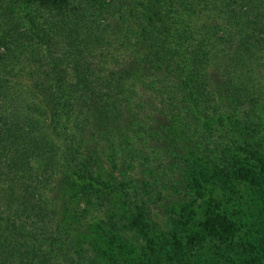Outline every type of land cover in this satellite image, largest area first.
Here are the masks:
<instances>
[{
    "label": "trees",
    "instance_id": "trees-1",
    "mask_svg": "<svg viewBox=\"0 0 264 264\" xmlns=\"http://www.w3.org/2000/svg\"><path fill=\"white\" fill-rule=\"evenodd\" d=\"M116 33L125 45L123 54L110 48L111 42L116 44L112 39ZM110 53L120 57L111 60L113 67L104 68L101 63L112 59ZM22 60L28 61L35 84L19 80ZM214 64L217 67L211 69ZM262 67L264 0H0V203L10 209L9 199H16L21 219L36 216L40 227L48 232L53 210L48 204L56 208L57 199H63L62 183L83 197L111 200L115 195L116 210L125 213L130 209L133 201L126 184L106 183L88 173L96 152L91 145L85 146V153L71 155L74 168H67L69 172L61 165L54 199L48 202L43 194L48 188L45 173L56 164L46 165L53 158L47 146L49 140L35 132L43 128L36 116L40 111L50 123L57 122L62 128L68 127L69 117L74 118L72 123L82 137L75 147L85 145L87 131L92 130L94 139L97 131L107 133L116 128L146 135L158 148L165 146L163 153L172 156L176 163L173 173L178 179L169 184L172 177L165 180L149 172L152 181L143 180V184L148 188L156 182L173 188L182 208L179 218L168 214L164 225L170 227L165 230L161 222L153 220L152 216L159 212L151 202L144 204L143 213L131 218L147 227V232L163 228L159 243L165 258L158 256V264H183L180 220L184 218L182 224L188 230L206 195V202L211 201L212 206L199 224L201 240L234 241L239 231L237 223L248 224L251 220L255 221L253 228L263 229L264 219L246 212L238 200L250 203L242 198L247 193L264 211V152L254 148L252 141L245 147L229 144L220 154L201 153V148L196 147L200 141L193 139L210 133L215 121L223 127H227L226 121L231 127L245 122V118L238 121L233 114L218 111V105L239 114L242 110L257 114L259 104L253 103L257 96L264 95V89L254 87L251 78L256 68L264 78ZM15 68L18 69L12 73ZM26 95L35 98L41 107L29 113L32 103ZM258 112L261 120L246 118L250 124L264 122V103ZM187 132L191 134L185 136ZM34 158L46 160L44 170L32 171ZM179 160L182 163L177 166ZM222 178L241 194L237 200L231 197L237 202L225 201L234 194L231 187L224 188L227 191L222 194L211 192L210 188L218 186ZM239 186L245 191H240ZM6 190L11 192L9 199H4ZM3 211L0 207V230H6L7 242H0V253L6 254L10 243L21 247L27 234L25 229L17 233L7 230L11 214ZM117 214L107 212L101 222L79 228L77 236L92 245L88 264H113L98 240L104 232L109 235L110 227L117 231L108 237L121 238ZM237 214L240 216L234 218ZM97 235L95 242L92 238ZM31 251L32 264L37 260L48 264V256L42 259L40 252ZM135 251L132 244L121 247L123 255L130 256ZM67 264H73L72 260Z\"/></svg>",
    "mask_w": 264,
    "mask_h": 264
},
{
    "label": "rangeland",
    "instance_id": "rangeland-1",
    "mask_svg": "<svg viewBox=\"0 0 264 264\" xmlns=\"http://www.w3.org/2000/svg\"><path fill=\"white\" fill-rule=\"evenodd\" d=\"M121 35H123L122 31ZM118 36L119 34L114 35L112 39L116 44L111 42L112 45L110 48L116 53L120 52L123 54V46L125 45L122 43L121 36ZM99 53L100 50L95 52L97 56ZM116 56L118 55L110 53L109 57L112 59H110V61L106 60L107 63L105 62L101 64H103L104 68L110 69L115 65L111 60H115ZM119 57L120 56L117 58ZM216 64L219 65L220 63L216 62ZM216 64L212 65L210 68L213 69ZM20 65L21 67L18 68L23 72L22 78L19 79L20 77L18 78L17 76L16 79L35 84V79L32 77L31 71L28 69V61L22 60ZM18 68L12 69V73H15ZM260 70V72H264V67ZM183 74H186V69L183 70ZM251 79V83L253 82L255 84L254 87L257 86L259 89H264V78L259 74V68H256L253 71ZM26 97L29 99V102L32 103L29 113L37 107L38 109L41 107H39L40 103L35 101V98H29V95H26ZM256 98L259 100L257 101ZM256 98L253 104H259V107L260 104L264 103V95L257 96ZM23 100L25 101V99ZM258 107L255 108L257 114L253 116L254 112H242V110L239 114L236 111L233 112L230 109H226L222 104L221 106L218 105V111L231 113L238 119V121L241 120V118H245L242 120L245 122L240 123L239 126L231 127L225 120L227 127H223L222 125H219V121H215L210 133L206 132L202 135L198 134L193 138L200 141L196 144V147L201 148V153L203 151L207 153L217 151V154H220L219 151H222V148H225L229 144L233 146L242 145L245 147L248 143L253 141L254 148L258 149L260 152H264V122L262 121L263 123L258 125L255 123L250 124L248 121L250 117H253L254 121L261 120ZM38 114L39 116L36 115L39 120L38 125L43 126V128L39 130L36 129L35 132H37V134H43L49 140L47 146H50L51 152H49V154L53 155V158L47 162V164L44 158H34L31 166L33 167L32 171H36L38 169L42 170V168L44 170L45 164L47 166L54 163L56 164L53 169L49 168V171L45 173V180H47L46 184L48 188L45 187L43 194L45 193L48 202L51 203L50 200L54 199V187L58 181V176L61 173L59 170H62L61 165L64 166L66 172H69L67 171V168L68 170L73 169V159L71 158V155L85 153L86 145H91L96 148V152L94 153L95 157L90 161L88 173L106 183L117 181V183L122 182L123 184H126V188L130 192V197L133 202L130 205L129 211L124 213L120 209L116 210L117 205L115 204V195L111 200H109V197L104 198V200L96 196L83 197L80 192L71 188L69 189L68 186H64L61 182L62 184L59 185L63 186L65 191L63 199H57L56 208H53L48 204V207L53 209L52 212H50V218H48L51 219V223L47 224V228L50 230L48 232L46 229H43L45 227H40L39 223L36 221V216L21 219L22 214H20L21 209L19 208V202L16 201V199H9L8 197H10L11 192L10 190H6L7 195L4 199L7 198L12 201V208L5 209L2 203H0V207L4 210L3 212L7 210L10 211L11 214L10 220H8L7 230L17 233L25 229V234H27V236L24 240H21V247L16 243L11 244L9 242V246H11L9 251L6 254L0 253V264H32V262L29 261L31 258L30 254H34L31 250H34L36 254L40 252V258L42 259L44 255L48 256V264H67L70 260H72L73 264H88L87 258L93 255L92 245L86 240V238L83 241V238L77 236L79 234L78 231H80L79 228L101 222L105 214L112 211L114 213L116 211L119 212L117 218L120 225H122L121 228L118 226L121 238L117 239L116 237L113 239V237H108L110 234H116L117 231V229L110 227V231H107L110 232L109 235L107 236V233L104 232V230L103 236L101 235L98 240L103 249L108 251L107 258L111 259V263L158 264V256L165 258V251L160 247L159 243L164 235L163 228L169 231L170 227L169 225H164V221H168V214L179 218L180 210L182 209L180 204L176 202L177 200L179 202V199L173 188L171 189V187L168 188L164 187V185H158L156 182H153L148 188L143 184L144 181H152V178L148 176L149 172H153L155 175L160 174V176L166 178L165 180L172 177L171 182H168L169 184H172L173 180L178 179L176 178V174L173 173L175 172L174 165L176 163L172 162V156L163 153V148L165 149V146L160 145L161 147L158 148L155 144L156 142L150 141L146 135H135L134 131H124V129L116 128V130H110L107 133L97 131L96 133L100 135H93L94 139L91 138L92 130H90V132L87 131V134L83 137L85 145L75 147L82 137L77 134V128L72 123L74 118L69 117L68 127L62 128L61 124H58L57 122L54 124L50 123L48 118L44 115L41 116L40 111ZM263 118L264 113L262 114V119ZM190 134L191 133L187 132L185 136ZM143 137H145L146 140H144ZM1 153L2 151L0 150V155ZM185 153L186 150L185 152L183 151L180 153L181 157ZM181 160L178 161L177 166L181 165ZM9 183L10 181L4 183L3 186L6 188ZM230 185L231 182L222 178L218 183V186H213L210 190L214 194H222L224 191H227V189L230 190L229 187L232 188L233 184ZM226 187L227 189H224ZM31 188L33 189V187ZM232 189L234 190V194L225 199V201L228 200V203L237 202L231 197H234L237 200V196H241V194L235 191V186ZM239 189L240 191H245L242 186H239ZM206 192L208 191L206 190ZM179 194L183 196L182 193ZM244 194L245 196L242 195V198L250 203H246L243 199L242 201L238 200V203L243 205L246 212H253L254 216L264 219V211H261L260 207L256 206L254 202L246 196L247 193ZM207 197L208 195L202 200L203 202H201V206L196 209L199 215L196 216L194 223L191 224V227L188 228V230L186 224H182L184 218H181L180 220L181 226L179 230L182 240L180 251L183 255V264H264V236H260L261 233H257L255 230L258 229V232L260 230L264 234V228L259 229L257 226H254L253 228L254 220H251L248 224L237 223L239 231L236 233L234 241L224 243L217 240L210 241L207 239H200V221L207 216L206 212L209 210V207L212 206L211 201L206 202ZM150 202L153 206L155 205L156 211L159 212L158 216H152V218H154L153 220L161 222L163 226L159 232L155 231V233L147 232V227L137 224L136 221L131 219L132 216L143 213V208H145L144 204H149ZM168 205L170 207L173 205V209ZM16 212H18V214ZM234 216V218H237L240 214ZM5 231L6 230H0V232L4 234V237L3 234H0V242L2 243L7 242L4 240L6 236L4 233ZM8 235L11 236L10 234ZM98 236L99 235H97L96 238H92V240L96 242ZM124 244L134 245L136 251L130 256L123 255L121 253V247H123ZM17 248L19 251L21 250L20 253L17 251ZM16 251L17 254H19V257L16 256ZM24 254H27V256ZM143 254L146 256H144L143 259H138L140 255ZM139 260L141 263H138ZM33 262L35 264H41L39 260Z\"/></svg>",
    "mask_w": 264,
    "mask_h": 264
}]
</instances>
